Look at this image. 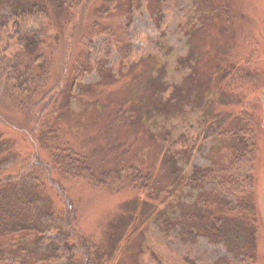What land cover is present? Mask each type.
<instances>
[{
  "label": "trees",
  "instance_id": "16d2710c",
  "mask_svg": "<svg viewBox=\"0 0 264 264\" xmlns=\"http://www.w3.org/2000/svg\"><path fill=\"white\" fill-rule=\"evenodd\" d=\"M126 1L112 0L114 7L118 3L115 10ZM166 2L128 0L127 10L130 14L133 7L144 6L153 24L165 33ZM202 3L208 8L196 5L197 18L186 21L181 30L188 40V36L204 29L216 45L214 33L225 37L228 29L219 25L213 31L212 25L228 14L231 0ZM74 4L72 0H0V81L9 86L23 115L48 117L39 121L37 139L49 155L47 161L35 153L32 160L17 167L18 151L0 131V264H107L99 243L78 229L75 202L55 174L101 187L108 185L106 174L110 170L121 171L124 166L131 173L136 192L133 201L124 206L131 210L132 218L144 215L146 226L154 221L169 238L186 246L200 240L223 245L226 253L222 264H254L259 229L255 164L260 154V119L256 114V92L245 95L234 92L231 86L247 68L240 70L239 61L222 56L227 53L223 49H218L222 59H215L206 70L199 69L205 63L204 55L192 49L171 61L163 60L150 71L139 68L154 52L162 59L169 54V48L164 49L159 40L153 39L152 51L133 66L99 67L100 77H106L102 88L97 87L101 80L85 83L83 78L78 88L74 84L64 88V81L48 86L51 61L43 50L41 30L31 25L49 11L63 19ZM122 51L120 48L118 52ZM256 73L248 70L245 74L249 79ZM107 80L109 85L128 82L133 94L115 99L107 89L111 87ZM145 85L151 91L137 95L134 88ZM89 111L105 117L103 126L94 124L99 131L110 133V128L120 131L134 126L135 137L145 138L144 143L153 147L135 149L132 140L130 143L103 135L108 146L116 137L117 161L108 171L97 170L94 151L80 150L67 140L58 142L63 130L59 119L63 118L75 120L78 131L92 128L95 139V127H84L81 119H88L81 115ZM190 113L195 117L188 120L194 118L197 126L191 125L189 133L195 131L196 139L185 138V133L175 137L173 125H169ZM1 115L4 117L0 110ZM157 119L164 121L163 127L156 125ZM18 128L24 129L25 124ZM32 132L33 128L28 130ZM142 152L151 156L150 161L143 159ZM155 163L160 165L158 172ZM51 188L60 195L61 207L51 199ZM134 227L140 228V224ZM74 232L77 242L72 241ZM113 251L110 255L115 254Z\"/></svg>",
  "mask_w": 264,
  "mask_h": 264
},
{
  "label": "rangeland",
  "instance_id": "374dc122",
  "mask_svg": "<svg viewBox=\"0 0 264 264\" xmlns=\"http://www.w3.org/2000/svg\"><path fill=\"white\" fill-rule=\"evenodd\" d=\"M72 1L73 4L76 3L74 6L72 5L70 12L65 13L63 19H58L57 13L53 14L52 11H49L47 15L40 17L31 25V27L41 30L43 50L51 61L48 86H58L64 81V88L67 84L69 86L74 84L78 88L79 82H82L83 78L85 83L101 80L102 82L97 87L102 88L106 77L104 75L100 77L99 67L104 68L102 66L104 65L105 69H108L113 64L114 69H119L121 66L127 69L129 65L133 66L139 62L141 56L152 51L153 39L159 40L164 45V49L169 48L166 51L169 54L162 59L158 52H154V56L146 58L145 63L141 64L139 68L146 67L150 71L163 60L171 61L176 58L177 54H185L191 49L197 50L202 56L204 55L205 63L199 65L200 70H206L215 59H222V56L226 55L235 58L237 62L239 61L240 70L247 68V71L241 72L239 80H233L231 86L235 89L234 92L238 90V93L243 92L245 95L256 92V114L260 119L257 121V135L261 139V144L260 154L255 164L259 229L254 249V264H264V0H231L232 5L230 4L231 6L227 8L228 14L218 20L219 24L212 25L213 31L214 27L219 25L228 29L225 37H217L213 32L212 37H216V45L213 42L214 39L204 33L206 32L204 29L188 36V40L181 30L186 21L197 18L196 5L200 9L208 8V4H203L202 0H166L165 12L167 15L163 26H167L165 33H161V27L157 28L153 24L145 12L144 6L133 7L134 12L131 11L129 14L128 0H119V3L123 1L126 3L125 5L120 4V8L117 10L115 7L118 3L114 7L112 0ZM146 4L147 2H144V5ZM106 8L110 9L105 11ZM12 45L13 42L11 48ZM120 48L123 49L121 53L118 52ZM218 49H223L227 53L221 54L222 56L218 55L221 53ZM122 55L127 56L122 59ZM246 60L247 65H244ZM248 70L253 73H256V70L260 72L252 74L248 79L246 77ZM128 84V82L120 81L109 85L107 80V86H111L107 89L111 90L109 93L112 92L115 99H119L124 95L133 94V89ZM8 88L9 86L5 82L0 81V110L4 114V117L2 115L0 117V131L6 135V138L13 141L14 148L18 151L16 166L22 167L25 160L33 159L35 153L48 161V152L40 148L37 139L39 121L48 117L23 115ZM148 90L151 91L149 85L134 88L139 96ZM98 93L101 94L102 91L98 90ZM252 96L254 98V95ZM261 99L263 102L260 101ZM113 102L115 101H112V106H115ZM189 107H191L190 103ZM83 113L81 117H88V119L81 118L84 121V127L89 128L94 124L98 127L103 126L105 117L97 111ZM92 117L95 122L90 120ZM189 117L195 116L190 113L186 118H177L169 125H173L171 128L174 129L175 137L185 133V138L191 139L193 136L191 141L196 139V132L194 131V134L189 132L191 131L190 126L196 127L197 124L194 118L188 120ZM163 122L162 119H157L156 125L163 127ZM59 123L63 126V130L58 142L64 143L67 140L80 150H85L88 153L94 151L95 168L99 171L104 168L106 171L110 170L117 161L115 158L117 151L114 149L117 145L114 144L116 137L123 141L130 142L132 140L133 142L130 143L135 149L147 150L153 147V145L144 143L145 138H140L137 134L135 137L134 129L136 127L134 126L120 131L110 128L112 131L110 133L99 131L98 127L94 126L96 138L92 139L94 134L92 128L89 131L83 129L78 131L75 120L66 118L59 119ZM21 124H25L24 129L18 128ZM32 128L33 132L29 134L28 130ZM103 135L116 137H112L108 146ZM141 154L143 159L147 162L150 161L151 156L144 152ZM155 166L156 172H158L160 165L155 163ZM55 175L67 188L75 202L79 218L78 229L83 235L99 243L107 264H222L226 253L223 245H210L206 240H200L186 246L180 241L177 242V240L169 238L154 221L146 226L143 220L144 215L132 218L131 210L128 207L124 209V206L133 201L136 192L132 188L131 173L125 166L121 171L110 170V174H106L108 185L101 187H95L79 180H69L59 174ZM50 191L53 202L61 207L60 195L55 189L51 188ZM139 206L142 207V203ZM137 224H140V228L134 227ZM121 233H123V237H121ZM72 238L73 242H77V233L74 232ZM113 239L117 242L119 239V242L117 243ZM112 250H114L113 253L115 252L114 255L109 253ZM68 253L72 254V251H68Z\"/></svg>",
  "mask_w": 264,
  "mask_h": 264
}]
</instances>
